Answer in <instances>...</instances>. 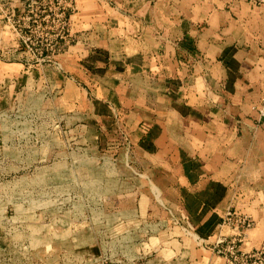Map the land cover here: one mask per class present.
<instances>
[{"label": "crops", "instance_id": "1", "mask_svg": "<svg viewBox=\"0 0 264 264\" xmlns=\"http://www.w3.org/2000/svg\"><path fill=\"white\" fill-rule=\"evenodd\" d=\"M75 2L71 25L78 41L71 75L59 79L62 99L73 106L71 132L89 129L101 147L103 133L123 127L124 163L139 181L130 196L140 219L128 228L145 230L132 242L151 249L138 256L154 255L147 264H224L212 245L231 232L221 226L229 208L253 221L240 248L260 247L264 116L256 108L264 99V6L251 0ZM3 65L25 67L0 59ZM85 116L93 125L81 122ZM115 137L106 149H114Z\"/></svg>", "mask_w": 264, "mask_h": 264}, {"label": "rangeland", "instance_id": "2", "mask_svg": "<svg viewBox=\"0 0 264 264\" xmlns=\"http://www.w3.org/2000/svg\"><path fill=\"white\" fill-rule=\"evenodd\" d=\"M33 1L0 2V59L25 66L0 67V264H147L154 255H138L150 247L132 242L145 230L128 228L140 219L130 196L139 181L124 163L123 127L103 133L101 147L91 130L71 132L73 106L62 99L59 79L71 75L78 41L76 2Z\"/></svg>", "mask_w": 264, "mask_h": 264}, {"label": "built area", "instance_id": "3", "mask_svg": "<svg viewBox=\"0 0 264 264\" xmlns=\"http://www.w3.org/2000/svg\"><path fill=\"white\" fill-rule=\"evenodd\" d=\"M254 5H263L264 0H251ZM4 2V0H0ZM18 3L19 0H13V3ZM33 0H29V3H33ZM50 3L53 0H49ZM72 0H67V6L71 4ZM10 15V16H9ZM14 16V8L12 13L5 15L8 20ZM255 108V107H254ZM258 111L259 117L264 116V99L261 102L260 106L256 108ZM221 226H227L231 232L226 235L219 236L212 245L215 253L221 256L224 260V264H264V243L253 250L244 251L240 248L242 239L246 230L253 226V221L251 217L247 215L235 214L230 208L226 210L222 221Z\"/></svg>", "mask_w": 264, "mask_h": 264}]
</instances>
